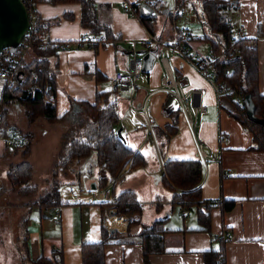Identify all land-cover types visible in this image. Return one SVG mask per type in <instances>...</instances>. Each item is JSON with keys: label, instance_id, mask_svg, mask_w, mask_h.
Returning a JSON list of instances; mask_svg holds the SVG:
<instances>
[{"label": "crops", "instance_id": "obj_1", "mask_svg": "<svg viewBox=\"0 0 264 264\" xmlns=\"http://www.w3.org/2000/svg\"><path fill=\"white\" fill-rule=\"evenodd\" d=\"M94 1L98 8L100 21L109 24L113 33L119 37L115 44H110L98 52L79 45L82 36L88 32V29L84 28L81 23L79 4L53 5L43 2L37 5V11L43 20L54 21L48 29L47 37L52 41L69 43L70 48L58 51L57 57L51 59L52 62L58 64V72L55 76L57 114L63 116L68 113L66 119L62 122L50 123L39 118L29 123L21 115L24 127L28 131H38L32 145L33 160L34 148L42 136L48 135V141L54 137L56 142L51 147H54L55 153L59 152L62 148L63 137L60 126L65 124V132L68 131L81 115L80 106L75 107L79 105V101L93 103L97 91L112 89V78L117 72H121L118 64L125 62L124 57L117 53L119 44L126 42L132 45L133 41H136L138 47V44H143L150 33L139 17H132L126 13L122 4L123 0ZM67 14L71 16L68 17ZM231 15L234 23L233 32L236 36L243 33L245 37L256 38L259 55V87L260 92L264 94V0H240L239 11ZM181 17L185 19L180 27L176 23L165 24L163 17L162 22L158 21L157 34L162 37L165 45H169L180 31L197 21L194 15ZM188 29L193 34V30ZM190 42L191 39L189 49H192V45L198 46L196 42L195 44ZM130 53H133L132 50L125 51V54ZM163 54L168 57L176 76L185 75L189 78L190 84L183 89V92L189 96L192 112H195L192 88L201 89L202 102L205 106V111L198 116V126L195 132L187 127L182 118L178 117V123L175 125L176 133L170 136L163 159L165 162L168 159L200 160L196 142L202 140L205 150L217 157L216 161H210L205 165L206 167L204 166L203 198L208 201L222 199L234 201V206L225 212H222L219 207L212 209L211 232L218 236L217 240H212V236L205 231L196 230L199 226L197 219L189 226L183 221L182 225L177 228L168 227L172 232H179L177 237H180L181 244L170 247V243L175 239L166 234L167 252L151 254L149 262L150 264H204V251L211 248L218 250L224 245L226 264H264V151L250 148L253 145V134L236 119L235 114L238 108L235 98H231L227 92L218 95L209 80L198 72L189 59L174 53L169 48L163 49ZM134 58H136L135 55ZM131 61L127 65V71L131 69ZM123 68H126L124 63ZM98 74H101L102 78ZM142 75H144L145 82L140 84L137 81L139 86L135 91L133 102H128V109L134 114L135 109L140 111V114H144L145 121L135 114L143 127H146L148 120L157 133L158 131L166 132V126L174 123L172 116L167 115L163 110L168 99L161 89L162 78L165 75L164 66L157 58L149 73L143 72ZM122 89L125 90L126 87ZM147 96H150V99L144 111L141 104ZM19 106V104H12L11 107L21 110ZM14 114L10 109V116ZM125 119L128 120L127 117ZM125 119L121 116L116 127H120V123L127 126ZM53 126L58 127L59 130L52 132ZM124 126H121L122 131ZM8 129L11 133L18 127L8 121ZM132 131L133 128L127 137L123 135L131 148L140 151L145 156L147 165L127 173L123 181H118L114 187L111 186L103 201L90 204L62 203L55 208L43 209L29 207L23 252L17 246L7 244L0 236V264H31V261L41 256L50 258L52 251L56 248L63 249L65 264H82V246L87 242L101 240V228L105 225L104 212L107 209L116 216L124 218L114 219L115 226L108 229L117 231L125 241L129 238L134 241L106 245L105 264H144L142 246L137 243L139 231L135 230L132 236H128L127 217L117 215L110 205L114 195L126 189L134 190L143 202L141 197L155 175L161 174L162 179L158 182L164 185V170L161 167L160 157L158 156V164H160V171H158L155 160L149 154L150 150L147 147V139H150L149 133L147 139L144 137L137 142L135 135L139 132ZM159 135L164 134L159 133ZM9 140L13 141L14 145H11L9 152L5 154L7 157L14 154L13 151L17 144L12 137H8L6 138L7 146H9ZM10 164L6 162L7 166ZM109 198L112 200H108ZM159 209L156 208L157 214H159ZM159 217L160 214L155 215L153 222L160 219ZM142 222L148 226L153 223L144 216Z\"/></svg>", "mask_w": 264, "mask_h": 264}, {"label": "trees", "instance_id": "obj_2", "mask_svg": "<svg viewBox=\"0 0 264 264\" xmlns=\"http://www.w3.org/2000/svg\"><path fill=\"white\" fill-rule=\"evenodd\" d=\"M43 2L53 5L79 4L83 27L88 29L92 36H100L98 41H92L91 48L96 52L119 40L111 26L100 21L94 0H26V8L33 9L35 12V21L17 48L29 49L28 54L31 53L33 59L28 61L21 58L20 61L15 62L12 75L5 78L6 83L3 84L0 96V136L5 138L11 137L12 134L9 135L7 118L8 107L14 103L19 104L25 110L30 123L40 117L50 123H58L64 121L68 114L63 116L57 114L55 76L58 72V64L52 62L51 59L57 57L56 43L60 41H52L46 35L54 21H45L39 15L37 5ZM196 3L201 6L203 23L208 26L211 33L202 39L208 43L214 57L209 64L215 74V82L222 84L231 98L238 95L250 96L254 105L255 118L264 121V94L260 92L259 87V55L256 38L236 36L233 32L234 23L231 14L239 11L240 0H176L175 12L163 5L153 8L158 13H162L160 9L171 11L167 16L162 15L165 24H174L180 16L179 10L185 4L190 7L191 12L197 13ZM139 18L149 32L158 35V15L144 16L140 13ZM79 45L86 47L81 40ZM98 76L102 78L101 74ZM117 91V89L97 91L93 103L79 101L81 115L69 128L71 133L65 140L63 139L62 150L52 167L53 186L36 201L29 203V207L40 209L58 207L61 204L60 189L63 184L55 179L59 174L66 175L73 164L74 166L80 164L93 151L97 153L99 171L97 189L106 190L107 194L109 188L114 187L118 181H123L127 173L147 165L145 156L140 151L131 148L123 133L119 135L115 128L121 119L116 98ZM170 116L174 124L167 125L166 132L158 131V134H164L163 136L168 140L176 133L175 125L178 123L176 112H172ZM235 117L246 130L253 134V145L250 148L264 151V124L249 119L246 101L245 107L238 109ZM153 130L155 132L154 128ZM31 138V133H21L20 142L16 141L15 148L23 149L22 155L25 159L31 151ZM149 138L152 140L151 137ZM164 168L163 181L165 187L173 192L171 198L173 207L179 206L181 216L184 218L186 217L183 214L184 211H188L189 214L193 211L199 225L196 230L205 231L212 236V240H217L218 236L211 232V211L214 207H219L222 212L230 210L234 206V201L223 199L208 201L203 198L204 165L200 160L168 159ZM32 175L33 166L27 160L11 164L7 170V178L14 187L23 185V188L19 190L22 195L27 194L26 189L30 192L35 191L36 187L30 184ZM156 201V208L159 209L160 200ZM110 205L116 210L117 215L127 217L128 236H132V229L136 227L140 229L137 234V243L142 246L144 264H150L151 254L167 252L165 235L170 231L166 228L169 215L155 220L149 226L144 225L142 222L143 203L136 192L131 189L114 195ZM132 241L134 240L130 238L125 241L117 231L109 230L103 225L100 241L83 244L82 264H105L106 245L121 242L132 243ZM203 257L204 264H226L224 245L218 250L211 248L204 251ZM31 264H65L64 251L62 248H56L52 251L50 258L41 256L31 261Z\"/></svg>", "mask_w": 264, "mask_h": 264}, {"label": "rangeland", "instance_id": "obj_3", "mask_svg": "<svg viewBox=\"0 0 264 264\" xmlns=\"http://www.w3.org/2000/svg\"><path fill=\"white\" fill-rule=\"evenodd\" d=\"M161 5L164 7H167L168 9H171L173 12L176 11L177 5L176 0H162ZM159 6V5H158ZM196 10L197 13L191 12L187 15H194L197 19L195 24H190L188 28H191L193 30V34L195 39H191V42L198 45L193 46L192 49H190L191 53L196 54L198 57H209L211 55L210 47L208 43H206L201 38L206 35H211L208 26L203 23L202 18V10L201 6L196 3ZM160 11H162L160 9ZM186 15V16H187ZM162 13H158V21L162 22ZM175 23L177 26H182L183 21L185 18L179 16ZM190 42V43H191ZM132 45H128L126 42L120 43L119 47L117 49V53L124 57V61L122 63L118 64L119 69L121 72H128L127 71V65L130 63L131 60L134 59L133 53L125 54V51H131ZM140 50H145L143 44L139 43L137 47V55L136 58H141L143 54H140ZM167 54V53H166ZM26 59L28 61H31L33 59L32 54L26 55ZM123 63L126 65V68H123ZM138 83L143 84L145 82L144 75H141L137 79ZM5 79L0 78V96L1 92L3 90V84H5ZM135 89L134 87H129L128 89H120L117 91L116 97L119 102V111L123 119L126 117L128 120L125 119L126 125L124 126L123 123H120V127H116L117 131L124 126V130L122 131L123 134L127 137L131 133V129L133 128V131H138L139 133L135 135V140L137 142H140L144 137L147 139V127H143L138 117L135 116L134 112L130 109H128V102L132 101L135 97ZM15 105L17 103H14ZM13 104V105H14ZM10 105L8 107V118L7 121H9L11 124H15L18 129L11 132V137L15 141H19L21 138V131L22 134H26L30 131L24 127L23 121L21 119V115H23L25 121L27 119L25 110L19 106L21 110H18L17 108L14 109ZM10 109L13 113H15L13 116H10ZM139 117L145 121L144 114H139ZM41 118V117H40ZM39 119V118H37ZM36 119V120H37ZM44 119V118H41ZM47 121V120H46ZM142 121V123H143ZM29 122V121H28ZM34 122V121H33ZM32 122V123H33ZM30 123V122H29ZM65 124H61L60 129L63 132L62 141H64L67 138V135H70L71 129L65 132ZM46 127V126H45ZM43 127V129L45 128ZM52 132L58 131L59 128L56 126H53ZM30 128V127H29ZM42 129V130H43ZM21 130V131H20ZM132 131V132H133ZM38 131L31 130L32 138H31V151L30 154L27 155V159L22 155L23 149H14L13 153L11 154V157H7L5 154L9 152L10 146H7L6 138L0 136V236L5 239L7 244L9 245H15L17 246L22 252L25 245V237H26V216H28V212L30 210L29 203H33L36 201L39 197L43 196L46 192H48L51 187L53 186L54 178L52 177V167L56 159L58 158V155L60 154L62 148H60L59 152L55 153L53 151L54 147H51L53 144H55L54 137L48 141L46 135L45 137H41V139L37 142L35 146V151L33 152L34 160L32 156V145L36 136V133ZM51 132V131H50ZM156 132V131H155ZM142 133V134H141ZM35 134V135H34ZM10 135V132H9ZM39 138V137H38ZM64 139V140H63ZM156 139L157 143L159 145V152L164 158V150L167 148L168 145V139L164 136H160L156 132ZM129 144V143H128ZM147 147L150 150V157L153 158L156 162L157 169L160 171V164H158L159 161V154L155 148V145L152 140L147 139ZM135 148V147H134ZM53 151V152H52ZM32 161H31V159ZM24 160H27L30 162L33 166V175L30 180V184L35 186L36 189L34 192L28 191L26 189L27 194H21L19 192L20 189L23 188V185L21 187H14L10 180L7 178V170L9 169L11 164H18ZM10 162L11 164L9 166L6 165ZM205 166V164L203 163ZM206 167V166H205ZM99 176V171L97 167V153L96 151H93L88 157H86L83 161L80 162V164L75 165L74 164L70 167V170L66 175H58V177L55 179L56 181L61 182L64 185H73L78 188H82L83 186L86 189L91 188V184L93 182H97ZM153 181L149 183V187L145 191L144 195H142L141 198H143V206H144V212L142 217L147 218L148 220H151V223L153 222V218H155V215H159V218H164L167 215H169V221L168 224L166 223V228L173 227L177 228L182 225V222L184 221L186 225L194 224L196 221V214L192 211L189 215L185 217V219L182 218L180 213V207L175 206L173 207L171 203V196L172 192L169 188H166L165 185L159 183L158 181H161V174L158 176H153ZM152 186V187H151ZM14 187V188H13ZM62 188V187H61ZM153 188V189H151ZM61 190V189H60ZM3 193V194H2ZM143 194V193H142ZM158 194V195H156ZM6 197V198H5ZM5 198V199H4ZM160 200V209L159 214H157L156 211V203L157 199ZM157 219V218H156ZM140 231L139 228L132 229L133 231ZM179 232L177 231H169V234L171 238L175 239V241L172 240L170 243V247H175L178 244H181V240L177 237ZM169 243V242H168Z\"/></svg>", "mask_w": 264, "mask_h": 264}, {"label": "built area", "instance_id": "obj_4", "mask_svg": "<svg viewBox=\"0 0 264 264\" xmlns=\"http://www.w3.org/2000/svg\"><path fill=\"white\" fill-rule=\"evenodd\" d=\"M24 4L26 0H21ZM162 0H123L122 4L124 7V10L128 15L132 17H139L141 13V9L145 6L154 7L158 6ZM28 10V9H27ZM144 11H147L146 8H144ZM181 16H186L187 14L191 13L190 7L185 4L182 6V8L179 10ZM28 15L30 19V27L32 24H34L35 21V12L33 9L28 10ZM29 27V28H30ZM29 30V29H28ZM28 32V31H27ZM27 34V33H26ZM26 36V35H25ZM243 37V33L241 35ZM25 38V37H24ZM100 39V36H92L88 32L84 34L81 38V41L83 44L86 45V47L91 48V45L94 41H98ZM195 39L194 35L188 28H184L176 38L173 39V41L170 42L169 45H165L164 41L159 37V35L149 33L148 37L143 41V46L146 51H152L153 49H156V52L154 54L156 55V58H158L161 63L164 66L165 69V75L162 78V84L161 89L163 92L169 96H174L178 101V110L177 114L179 118H182L187 125L189 129H191L193 132H195L196 127L198 126V116L199 114L203 113L205 111V106L202 102V92L199 88H192L191 94L193 95V106L194 111L191 110V101L189 99V96L183 92V89L188 87L190 84V80L187 76H176L173 72L168 57L163 54V49H170L174 53L181 55L187 59H189L195 68L198 70V72L206 77L209 82L212 84L214 90L217 92V94H223L226 93V88L220 84L215 82V74L210 69L209 61L213 59V54L209 57H198L196 54L191 53L189 49V40ZM24 40V39H23ZM23 42V41H22ZM21 42V43H22ZM57 42V41H56ZM56 47L58 51L60 50H66L70 48V44L66 42H58L56 43ZM132 52L134 53L135 57L137 54V43L136 41H133L132 43ZM29 53V49H23V48H17L16 50H13L11 48H5L0 52V78H8L12 75V71L14 68V63L17 61H20L21 58H25V56ZM143 74V61L141 58H134L133 61H131V69L128 72H117L115 76L111 80V87L112 89L120 90L125 87H134L135 89L138 88L137 79ZM150 96H147L144 101L141 104V107L143 110H146V107L149 103ZM235 104L238 109H243L245 107V97L238 95L235 97ZM141 112L135 109V114L139 115ZM146 127L149 133V136L151 137L157 152L160 157V163L162 170H165V160L162 156H160L159 152V145L156 141V137L154 134L153 126L152 124L147 120L146 121ZM8 145H14L13 141L9 140ZM197 149H198V156L202 163L205 165L208 164L210 161H216L217 157L208 153L205 150V144L202 140H198L196 142ZM106 190H93V189H86L84 186L82 188L75 187L73 185H64L62 186L60 190V202L65 204H71V203H82V204H90L93 202H100L103 201L106 196ZM108 200H112V198H109ZM116 211V210H115ZM184 215H189L188 211L183 212ZM120 218L124 219L123 217L116 216L113 214L109 209H107L104 212V224L107 228L114 227L115 224L114 219Z\"/></svg>", "mask_w": 264, "mask_h": 264}, {"label": "water", "instance_id": "obj_5", "mask_svg": "<svg viewBox=\"0 0 264 264\" xmlns=\"http://www.w3.org/2000/svg\"><path fill=\"white\" fill-rule=\"evenodd\" d=\"M144 8L147 11H144ZM171 11L168 9L162 10V14L167 16ZM141 14L144 16H157L158 11L149 6H144L141 9ZM164 21V17H163ZM30 27V19L28 10L25 4L21 0H0V52L5 48L16 49L23 41L28 29ZM156 49L152 51L140 50L139 53L143 54L141 57L143 61V72L151 70L156 61V55L154 54ZM128 89V87H126ZM247 106V115L249 119L264 124V121L258 120L254 115V105L250 96L245 97ZM76 105L75 107H78ZM164 113L170 115L172 112L178 110L177 99L169 95L163 107ZM118 134L122 135V129L118 130ZM91 189L96 190L97 184L93 182Z\"/></svg>", "mask_w": 264, "mask_h": 264}]
</instances>
